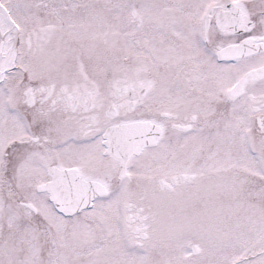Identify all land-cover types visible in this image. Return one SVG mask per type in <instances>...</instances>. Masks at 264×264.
<instances>
[{"label": "snow or ice", "instance_id": "snow-or-ice-1", "mask_svg": "<svg viewBox=\"0 0 264 264\" xmlns=\"http://www.w3.org/2000/svg\"><path fill=\"white\" fill-rule=\"evenodd\" d=\"M0 264H264V0H0Z\"/></svg>", "mask_w": 264, "mask_h": 264}]
</instances>
